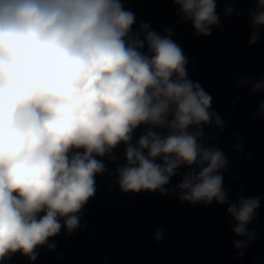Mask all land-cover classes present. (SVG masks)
Instances as JSON below:
<instances>
[{
	"label": "clouds",
	"instance_id": "clouds-1",
	"mask_svg": "<svg viewBox=\"0 0 264 264\" xmlns=\"http://www.w3.org/2000/svg\"><path fill=\"white\" fill-rule=\"evenodd\" d=\"M174 3L179 22L190 21L197 35L220 24L216 0ZM248 15L254 44L264 0ZM135 23L123 0H0V262L16 251L35 261L40 246L54 250L49 238L62 228L80 227L96 175L109 171L97 157L111 158L121 142V191L227 204L232 231L243 238L234 240L238 256L256 238L249 225L260 197L230 200L223 186L228 157L204 142L205 127L224 126L211 95L189 79L171 28L161 35L147 22L133 31ZM251 84L252 92L264 91V78ZM254 116L264 118V102ZM141 124L150 127L133 143ZM182 166L180 182L165 187ZM162 237L158 227L155 238Z\"/></svg>",
	"mask_w": 264,
	"mask_h": 264
},
{
	"label": "water",
	"instance_id": "water-1",
	"mask_svg": "<svg viewBox=\"0 0 264 264\" xmlns=\"http://www.w3.org/2000/svg\"><path fill=\"white\" fill-rule=\"evenodd\" d=\"M25 257L22 252L16 251L6 258L5 261L0 262V264H24Z\"/></svg>",
	"mask_w": 264,
	"mask_h": 264
}]
</instances>
